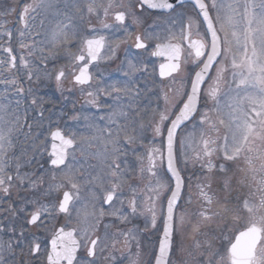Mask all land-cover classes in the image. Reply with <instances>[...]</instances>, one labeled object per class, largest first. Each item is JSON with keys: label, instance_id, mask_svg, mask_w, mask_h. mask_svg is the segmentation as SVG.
<instances>
[{"label": "snow or ice", "instance_id": "1", "mask_svg": "<svg viewBox=\"0 0 264 264\" xmlns=\"http://www.w3.org/2000/svg\"><path fill=\"white\" fill-rule=\"evenodd\" d=\"M0 17V264H264V0ZM122 49L124 79L104 81ZM49 83L97 114L53 120Z\"/></svg>", "mask_w": 264, "mask_h": 264}, {"label": "flooded vegetation", "instance_id": "2", "mask_svg": "<svg viewBox=\"0 0 264 264\" xmlns=\"http://www.w3.org/2000/svg\"><path fill=\"white\" fill-rule=\"evenodd\" d=\"M15 0H0V9L7 7L8 4L14 3ZM177 5H179V0H176ZM178 11H191V8L188 7L187 9H180L178 7ZM3 18V17H0ZM7 20L9 22V26H11L15 22V17L14 16H9L7 17ZM111 22V21H110ZM93 23H96L93 21ZM140 50L135 49L134 47L128 48L127 51V56L128 58H132L133 56L137 55V53ZM145 56L147 55L146 53L144 54ZM119 59L114 60L113 62H109L107 64L101 63L100 65V73L102 75V78L104 81L112 82V81H117V80H123L124 75L123 72L120 71L121 67V61L124 60L125 58V52L122 49L118 53ZM150 59H155V58H150ZM139 75V74H138ZM148 81L145 80L144 77H141L139 83L142 85L144 83H147ZM3 89V85H0V90ZM40 94L45 97L46 100H50L53 103L46 104V108L51 109V115L52 119L56 120L58 119L62 114H67V115H72L75 113L80 112L83 110L85 114H97L98 110L91 105L85 103V97L82 96L79 92H76L75 95L69 93L68 91L64 92V95L62 96L59 91H57L50 83L47 85H43L40 88ZM73 105H75V108H73ZM100 115H103V112H99ZM45 115H49V113H45ZM61 123L67 124L70 127H74L75 125L73 124L72 121L70 120H64L61 121ZM82 127V125H80ZM191 175V174H190ZM31 232L37 233L38 235H43L42 230L38 231L37 229L30 228ZM118 259L119 260H124L123 255L118 254ZM124 264H128L127 260H124Z\"/></svg>", "mask_w": 264, "mask_h": 264}, {"label": "rangeland", "instance_id": "3", "mask_svg": "<svg viewBox=\"0 0 264 264\" xmlns=\"http://www.w3.org/2000/svg\"><path fill=\"white\" fill-rule=\"evenodd\" d=\"M188 175H190L191 174V172H189V173H187Z\"/></svg>", "mask_w": 264, "mask_h": 264}]
</instances>
